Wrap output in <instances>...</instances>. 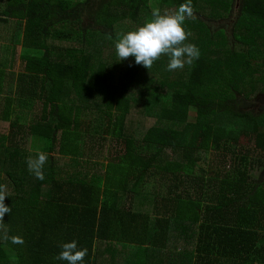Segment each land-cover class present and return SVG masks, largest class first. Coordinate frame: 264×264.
<instances>
[{
  "label": "trees",
  "instance_id": "trees-1",
  "mask_svg": "<svg viewBox=\"0 0 264 264\" xmlns=\"http://www.w3.org/2000/svg\"><path fill=\"white\" fill-rule=\"evenodd\" d=\"M191 2L185 43L199 58L147 88L153 66L119 60L114 32L151 19L152 1L0 0V49L9 44L14 58L0 69V184L11 208L3 230L24 240L0 239V264H68L55 257L73 240L88 249L81 264H264V108H241L264 99V0H237L230 37L211 23L230 17L235 0ZM142 87L149 93L140 103ZM28 103L39 112L22 125L12 116ZM133 108L143 116L140 137L126 131ZM101 138L123 149L100 164L92 156L105 149ZM254 138L259 179L247 156L226 175L214 160L198 168L200 154L237 156L229 148ZM37 148L48 155L43 180L26 163ZM151 171L173 182L167 193L147 189ZM112 245L115 261L105 254Z\"/></svg>",
  "mask_w": 264,
  "mask_h": 264
},
{
  "label": "clouds",
  "instance_id": "clouds-1",
  "mask_svg": "<svg viewBox=\"0 0 264 264\" xmlns=\"http://www.w3.org/2000/svg\"><path fill=\"white\" fill-rule=\"evenodd\" d=\"M193 6L191 0L179 5L174 12L164 11L157 8L152 9L151 19L146 20L135 30L120 35L115 50L119 60L134 57L135 63L150 69L154 62L162 56H167L168 71L182 69L185 64L191 65L200 56L199 48L193 43H185L191 33L183 26L186 18H193ZM48 161V155L36 149L35 156L27 158V167L35 178L44 179V165ZM9 196L7 186L0 184V230H3V217L11 211L4 203L5 197ZM0 239L11 240L13 244H23L21 236L7 234L3 230ZM61 251L55 257L58 260L67 261L68 264H81L88 253L87 248H78L75 240L63 242Z\"/></svg>",
  "mask_w": 264,
  "mask_h": 264
},
{
  "label": "rangeland",
  "instance_id": "rangeland-1",
  "mask_svg": "<svg viewBox=\"0 0 264 264\" xmlns=\"http://www.w3.org/2000/svg\"><path fill=\"white\" fill-rule=\"evenodd\" d=\"M149 1H152L153 4L150 6V9H153L155 7V4H154L155 0H149ZM206 1H214L217 5H219V4H223L226 0H206ZM239 7L240 6L237 3V0H235V2L231 6L230 17L211 23L212 27L213 28L223 27L226 31L225 35L230 37L231 36V23L235 20L239 12ZM163 11L164 10L161 9L162 13ZM169 12H174V11L173 9H170ZM144 17L142 20H139L138 23L131 22V21H125L119 24L118 26H116V29L114 32V38H115L114 41L118 40V36L124 33H127L130 30H135L138 26H141L147 20ZM200 17L203 18V16H200ZM214 19H218V18L214 17ZM86 22L87 24H89L88 20ZM98 26L101 27L100 25ZM93 27L96 28L94 24H93ZM89 40H93V39H89ZM60 45L67 46L66 44H59L58 47H60ZM17 52L19 53V49H17ZM168 59L169 58L167 56H162L159 60L154 62L153 71H155V74H152V77H153L152 82L150 83L148 82L147 88H152V86H157L160 88V84L162 85L163 81L168 80L167 77L170 76V72H171L167 70ZM12 60L14 61L13 53L11 52V47L9 46V44H2L1 49H0V69L3 67L7 70H11L12 64H13ZM17 68H18L17 66H14V70H16ZM181 70L182 69H177L174 72L180 75L182 73ZM14 86H15L14 84L10 86L11 91L17 92L20 97V88L18 87L14 89L15 88ZM163 91L165 92V89H163L162 92ZM137 93L138 92L136 91L135 95H137ZM148 93H149L148 91L146 92L144 91L143 87L141 90H139L138 98L141 100L140 103H143V100L146 98V94ZM261 97L264 98V95H262ZM261 101L262 99L258 102L248 101L244 105H242L241 108L249 109L252 112L254 111L253 113H260L261 110L264 108V99H263V102ZM103 105L104 103L98 104L97 107H102ZM15 106L17 107L16 103H15ZM33 107L35 106H33L31 103H28L27 105L26 104L20 105L19 109H16V111L14 112L12 119L13 120L17 119L20 124L26 125L34 117ZM34 112H35V115H37V113L39 112V108L35 107ZM191 113H192L191 118L194 119L193 111ZM142 117L143 116H142L141 110L140 109L137 110V108L136 109L133 108L130 116L128 117V121L126 125L127 133L131 135H137L138 137L141 136V133L137 129L139 128L140 124H142ZM1 126L2 124H0V127ZM256 141L257 140L254 138V140L249 141L248 143H244V145L241 144L240 146H237L236 148H229L230 150H233V151H236L237 149V156H235V154H232V153H228V152L226 153V152L215 151V150H212L213 152H209L207 154L202 153L200 154V161L198 162V168L201 167L204 171H208L207 164L210 161L214 160L215 161L214 164L220 167V173H222L223 175H226L236 170L237 165H238L237 161L235 160L236 157L247 156V158L252 161V167H254L251 170V173L253 177L256 178L257 180L261 176V170L263 169V166L259 168L256 166V163H255L260 153V150H261L258 147V144L256 143ZM23 142L26 147L30 146L29 137H26V139H24ZM96 145H104V148H105L103 152L100 151V148H97V147H95V150H93L92 159L100 164H101V160H103L104 158L108 156H115L117 154L116 151H120L123 149V146L121 144H118L116 141H112L110 143L105 144V141H103L102 138H101V142ZM85 166L88 167L86 163H85ZM92 170L94 172L95 171L100 172L101 175L104 172V169H102L101 165L93 166ZM165 177L166 176L163 174H158L156 172L151 171L150 177L144 179L145 181H148L146 185L147 189L150 190V189L155 188V192L159 190L158 191L159 194L167 193V191L172 186L173 182L171 183L170 180L168 179L166 180ZM166 253L174 254V247L172 246L169 249H167ZM105 254L107 255L106 257H109L113 261V259L116 257L115 246L112 245V246L106 247Z\"/></svg>",
  "mask_w": 264,
  "mask_h": 264
},
{
  "label": "crops",
  "instance_id": "crops-1",
  "mask_svg": "<svg viewBox=\"0 0 264 264\" xmlns=\"http://www.w3.org/2000/svg\"><path fill=\"white\" fill-rule=\"evenodd\" d=\"M115 260H116V258L113 259V261H115Z\"/></svg>",
  "mask_w": 264,
  "mask_h": 264
}]
</instances>
